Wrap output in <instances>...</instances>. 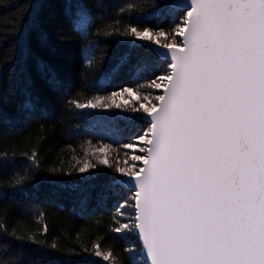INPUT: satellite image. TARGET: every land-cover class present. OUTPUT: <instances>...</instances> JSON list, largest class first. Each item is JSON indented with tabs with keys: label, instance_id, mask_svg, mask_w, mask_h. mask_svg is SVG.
I'll list each match as a JSON object with an SVG mask.
<instances>
[{
	"label": "trees",
	"instance_id": "trees-1",
	"mask_svg": "<svg viewBox=\"0 0 264 264\" xmlns=\"http://www.w3.org/2000/svg\"><path fill=\"white\" fill-rule=\"evenodd\" d=\"M174 1L0 0V264L143 261L135 232L111 231L131 202L112 181L144 162V109L167 82L156 42L180 46L182 10L165 6ZM129 26L153 40L130 39ZM123 212L130 223L134 210Z\"/></svg>",
	"mask_w": 264,
	"mask_h": 264
},
{
	"label": "snow or ice",
	"instance_id": "snow-or-ice-1",
	"mask_svg": "<svg viewBox=\"0 0 264 264\" xmlns=\"http://www.w3.org/2000/svg\"><path fill=\"white\" fill-rule=\"evenodd\" d=\"M182 14L172 29L184 33L180 46L156 42L168 56L157 79L169 87L158 109H144L138 139L149 147L136 159L145 167L112 181L129 188L131 202L117 206L111 231L138 233L140 264H264V0H182ZM124 31L153 40L149 28ZM125 207L134 210L130 223Z\"/></svg>",
	"mask_w": 264,
	"mask_h": 264
},
{
	"label": "water",
	"instance_id": "water-1",
	"mask_svg": "<svg viewBox=\"0 0 264 264\" xmlns=\"http://www.w3.org/2000/svg\"><path fill=\"white\" fill-rule=\"evenodd\" d=\"M173 4L177 5L176 7H173V8H175V9H181V10H182V0H175L171 5H173ZM185 31H186V30H185ZM183 38H184V33L182 32V34H181V36H180V41H182ZM173 48H175V47H173ZM155 53L158 55V57H159L161 60H164V61L167 62V59H168L167 53H166L162 48L155 49ZM168 87H169V81L166 82L165 87L162 89V95H164V94L166 93V90L168 89ZM160 103H161V101H158L157 109H158ZM144 121L147 123V121H146L145 118H144ZM149 139H151V135H150V134H149ZM147 147H149V145H146V149H147ZM145 157H147V151L145 152ZM143 167H145L144 162L141 164V168H143ZM141 175H142V174H141ZM128 183H129L128 181H121V184H123V185H128ZM124 188H126V189L129 190L128 187H124ZM135 235H136V236L138 237V239H139V235H138V233L135 232ZM139 241H140V240H139ZM140 244H141V241H140ZM141 246H142V245H141ZM141 256H142V259H143V261H144V260L146 259V257H144L142 254H141Z\"/></svg>",
	"mask_w": 264,
	"mask_h": 264
},
{
	"label": "rangeland",
	"instance_id": "rangeland-1",
	"mask_svg": "<svg viewBox=\"0 0 264 264\" xmlns=\"http://www.w3.org/2000/svg\"><path fill=\"white\" fill-rule=\"evenodd\" d=\"M166 85V84H165ZM159 101V100H158ZM158 104V103H157ZM147 145V144H146ZM146 152V151H145Z\"/></svg>",
	"mask_w": 264,
	"mask_h": 264
}]
</instances>
